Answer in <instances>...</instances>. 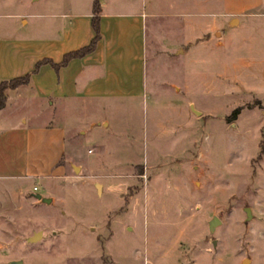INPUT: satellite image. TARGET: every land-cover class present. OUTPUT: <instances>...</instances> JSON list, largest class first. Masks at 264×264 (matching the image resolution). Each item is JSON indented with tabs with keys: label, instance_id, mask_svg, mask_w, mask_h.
<instances>
[{
	"label": "rangeland",
	"instance_id": "1",
	"mask_svg": "<svg viewBox=\"0 0 264 264\" xmlns=\"http://www.w3.org/2000/svg\"><path fill=\"white\" fill-rule=\"evenodd\" d=\"M153 5L147 70L178 93L79 114L85 159L0 183V264H264V0Z\"/></svg>",
	"mask_w": 264,
	"mask_h": 264
},
{
	"label": "crops",
	"instance_id": "2",
	"mask_svg": "<svg viewBox=\"0 0 264 264\" xmlns=\"http://www.w3.org/2000/svg\"><path fill=\"white\" fill-rule=\"evenodd\" d=\"M154 1L99 0L100 39L94 51L57 70L44 63L32 73L38 61L59 63L65 53L89 44L94 36L93 0H0V17L12 19L0 21V80L32 73L28 84L5 91L0 183L45 179L85 159L72 147L80 142L75 132L83 131L71 125L79 114L103 110L110 103L156 105L165 87L178 93V84L147 70L152 34L147 23L158 9ZM29 104L47 116L43 123L28 119ZM104 118L91 120L90 128Z\"/></svg>",
	"mask_w": 264,
	"mask_h": 264
},
{
	"label": "trees",
	"instance_id": "3",
	"mask_svg": "<svg viewBox=\"0 0 264 264\" xmlns=\"http://www.w3.org/2000/svg\"><path fill=\"white\" fill-rule=\"evenodd\" d=\"M100 2L99 0H93V5H92V18H91V23H92V28L94 31V36L92 38V40L89 42V44L67 52L64 54L62 61L59 63H54L49 59H42L40 61H38L35 65V68L33 70L32 73L36 72L40 65L44 64V63H49L51 64V66L54 69H58L59 67L65 65L69 60L73 59V58H80L85 56L86 54L91 53L92 51H94V49L96 48V45L100 39ZM32 73H27L23 76H18V77H14V78H10V79H5V80H0V110L4 107L5 103H6V94L5 91L7 89H13L16 88L18 86L21 85H26L29 83L30 80V76ZM242 107H236L235 109H233V111L231 112L230 116L227 118L228 120H232L235 119L236 116L239 114V112L241 111Z\"/></svg>",
	"mask_w": 264,
	"mask_h": 264
},
{
	"label": "water",
	"instance_id": "4",
	"mask_svg": "<svg viewBox=\"0 0 264 264\" xmlns=\"http://www.w3.org/2000/svg\"><path fill=\"white\" fill-rule=\"evenodd\" d=\"M73 168H74V170H75L77 167L74 166ZM99 188H100V185L98 184V185H97V189H99ZM36 197H37L38 199H42V200H43L44 202H46V203H49V202L51 201L50 198H43V197H41L40 194H37ZM245 211H246V213H247V216H249V214H250V212H249V208H245ZM218 222H219L218 218L213 217V218L210 220V222H209V230H210V231H213L215 225H216ZM38 236H39L38 233H35V234L31 237V240H35V239H37ZM245 261H246V259L243 260V263H244ZM18 264H21V263H18ZM190 264H194V263H190Z\"/></svg>",
	"mask_w": 264,
	"mask_h": 264
}]
</instances>
